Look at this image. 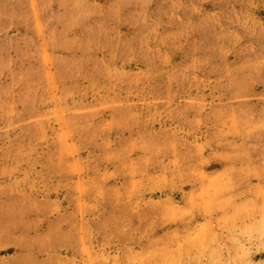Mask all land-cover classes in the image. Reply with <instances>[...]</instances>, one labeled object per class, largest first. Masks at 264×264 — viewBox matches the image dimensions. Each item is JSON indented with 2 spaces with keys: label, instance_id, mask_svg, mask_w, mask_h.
<instances>
[{
  "label": "rangeland",
  "instance_id": "obj_1",
  "mask_svg": "<svg viewBox=\"0 0 264 264\" xmlns=\"http://www.w3.org/2000/svg\"><path fill=\"white\" fill-rule=\"evenodd\" d=\"M0 246L264 264V0H0Z\"/></svg>",
  "mask_w": 264,
  "mask_h": 264
},
{
  "label": "crops",
  "instance_id": "obj_2",
  "mask_svg": "<svg viewBox=\"0 0 264 264\" xmlns=\"http://www.w3.org/2000/svg\"><path fill=\"white\" fill-rule=\"evenodd\" d=\"M3 247V246H0ZM24 254L21 253V256ZM70 255H64L62 252L55 251L53 252L49 258L45 259L44 262L41 264H76L72 259L70 258ZM0 264H15L10 261H7L6 258H0Z\"/></svg>",
  "mask_w": 264,
  "mask_h": 264
}]
</instances>
